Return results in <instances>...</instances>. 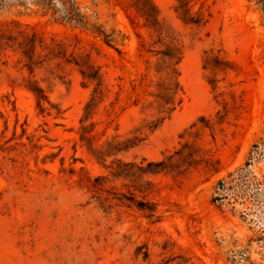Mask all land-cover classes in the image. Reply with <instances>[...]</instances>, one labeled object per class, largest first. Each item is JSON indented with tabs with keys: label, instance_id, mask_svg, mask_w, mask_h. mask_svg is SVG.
I'll return each mask as SVG.
<instances>
[{
	"label": "rangeland",
	"instance_id": "obj_1",
	"mask_svg": "<svg viewBox=\"0 0 264 264\" xmlns=\"http://www.w3.org/2000/svg\"><path fill=\"white\" fill-rule=\"evenodd\" d=\"M78 1L115 42L36 0L0 6V264H264V0H184L198 24L179 0H151L156 30L136 0ZM20 31L44 42L32 72ZM169 42L180 103L151 130L167 114L153 93ZM81 65L102 83L89 116L96 84ZM134 137L105 162L91 153ZM116 158L169 168L115 179Z\"/></svg>",
	"mask_w": 264,
	"mask_h": 264
},
{
	"label": "trees",
	"instance_id": "obj_2",
	"mask_svg": "<svg viewBox=\"0 0 264 264\" xmlns=\"http://www.w3.org/2000/svg\"><path fill=\"white\" fill-rule=\"evenodd\" d=\"M5 1L6 0H0V6H2ZM179 1L181 2V5L176 8V11L180 14L181 18L187 23L198 24L199 21L194 20V18L190 15L189 9L186 7L184 0ZM36 3L45 8L47 11H52L53 15L58 16V18L63 21L79 24L81 26L91 25V29L98 36L102 37L103 41L108 45H111L112 42L116 41L113 33H107L103 29L102 25L89 23L87 19L88 17L80 10V4L78 0H36ZM136 5L142 12V16L146 21V26L156 30L157 27L161 25L157 7L152 3L151 0H136ZM15 41L17 43V48L21 49L23 56L28 61L26 67L32 72L38 63L36 60H34V55L36 54V50L38 48H44L43 40L35 33L30 34L26 31H20L18 38H15ZM1 44L8 45L7 42H1ZM164 46L165 48L163 50L157 52V54H160V59L157 62L156 72L158 74L165 73V76L163 78L161 77L156 83V92L153 93V96L155 98L154 102L158 104L160 112H167V114L162 118L161 121H159V123L150 126L151 130L156 129L165 118L169 117L180 103V101L176 99L178 91L180 90V84L178 81L179 72L177 66L181 61L182 53L181 50L172 42L164 44ZM81 73L85 79L93 81L96 84L93 94L85 106V116H89L93 113L97 103H99L98 99L99 95L101 94L102 83L97 71L93 70L91 65H86V68H83L81 65ZM31 90L33 93H35L39 105L41 106L42 101L46 98L43 89L35 86ZM81 140L92 143V137L88 135L86 127L84 126L82 127ZM137 142H139L137 137L127 138L125 141L113 139L106 143L105 149L101 148L95 150L91 147L93 150L91 153L96 159L105 162V158L126 151L129 148L136 146ZM179 153L180 151L176 152V155ZM172 157L173 156L169 157L168 160H170ZM143 163L144 160L140 165H135L132 163H125L121 159L116 158L112 161L114 167L112 168L111 174L115 179H124L131 175L136 176L134 173L144 176L147 174L162 172L169 168L167 160L148 161L145 166ZM134 167L136 168L135 171L132 170ZM136 205L138 209L145 212L148 217H157V205L155 203L149 201H140Z\"/></svg>",
	"mask_w": 264,
	"mask_h": 264
}]
</instances>
